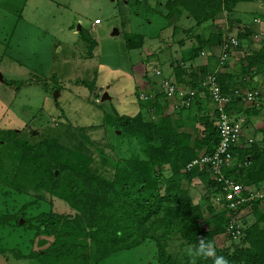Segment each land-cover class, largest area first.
<instances>
[{
  "label": "trees",
  "instance_id": "1",
  "mask_svg": "<svg viewBox=\"0 0 264 264\" xmlns=\"http://www.w3.org/2000/svg\"><path fill=\"white\" fill-rule=\"evenodd\" d=\"M249 1L264 6V0L162 2L166 21L190 20L184 31L188 40L198 29L194 43L181 50L180 60L173 67L177 85L193 89L194 96L188 106L179 103L170 113L166 110L169 100L158 90L144 100L136 96L139 109L133 114L105 116L104 120L120 131L118 136L134 138L138 147L136 155L114 162L110 177L88 170L85 153L67 159L73 151H61L54 156L45 140L29 143L8 130L0 135L1 152H8L11 168L0 174L1 203L6 204V198L11 202L10 209L0 208V232L21 238V257L41 264H103L121 254L137 252V264H213L215 255L196 257L189 253L204 238L213 243L216 254L225 256L229 264H264V211L258 209V202L250 207L253 220L244 222L243 235L232 239L224 233L229 213L213 200L218 188L210 180L206 167L186 168L199 155L211 154L219 137L215 112L212 110L214 114H210L205 101L207 98L211 101L210 96L201 86L209 73L192 62L203 49L211 55L218 51L219 56L221 41L230 37L233 24L238 23L229 19V14L239 3ZM155 5L159 6V2ZM223 12L228 19V28L224 25L227 32L218 28L209 31L210 24ZM260 19L264 23V7ZM244 26L246 32L235 34L239 42L250 33V26ZM78 33L82 35L83 29ZM177 43L182 45L184 38ZM90 44L91 48L95 42ZM142 44L141 34L125 37L129 49ZM239 64L244 74L264 69V34L260 48L243 55ZM215 73L221 91L231 94L237 81H231L230 76L220 71ZM41 82L27 78L14 87L44 85ZM88 86L92 97L97 99V89ZM241 104L238 97L231 96L225 112H238ZM238 143L232 147L235 161L248 163L226 169L224 175L244 187L264 185V146L256 142L246 146ZM3 166L0 160V170ZM194 180L206 188L197 202L188 190ZM17 196L21 197V203L14 208L12 201ZM52 198L67 208L56 211ZM235 214L236 211L231 213ZM147 251L151 253L148 262L143 259Z\"/></svg>",
  "mask_w": 264,
  "mask_h": 264
},
{
  "label": "rangeland",
  "instance_id": "2",
  "mask_svg": "<svg viewBox=\"0 0 264 264\" xmlns=\"http://www.w3.org/2000/svg\"><path fill=\"white\" fill-rule=\"evenodd\" d=\"M140 1L136 4L135 0H0V135L8 130L29 143L45 140L54 156L61 151H73L67 159L85 153L88 170L106 177L112 175L114 162L136 155L135 139L118 136L120 131L104 117L138 111L139 91L131 72L133 65L146 63L149 75H153L151 69L156 67L151 66L159 60L166 63L167 69L163 70L166 76L168 63L180 60L179 49L187 50L198 32L195 29L188 40L184 31L190 20L166 21L162 16L164 0ZM245 5L247 2L236 7ZM222 15L210 24L209 31L218 28L227 32L228 19ZM252 16L253 13L246 14L241 19L249 20ZM245 24L234 23L228 35L236 38L238 31L246 32ZM79 28L83 29L82 35ZM132 34L143 36L141 47H126L125 37ZM255 36L250 30L245 38L254 44ZM183 38L184 43L179 45L177 42ZM90 41L95 42L91 48ZM27 78L41 80L44 85L14 87ZM89 84L97 89V99L92 97ZM105 91L107 97L102 98ZM177 99L169 100L166 110L170 113ZM4 152L0 146V160L4 163L1 175L11 170L8 152ZM198 185L192 182L188 187L194 202L203 190ZM1 201L0 195V208L10 209L8 198L6 204ZM51 201L56 211L67 208L61 201L53 198ZM12 202L18 208L21 197ZM150 255L147 251L143 259L150 261ZM137 257V252L121 254L103 264H137ZM0 264L41 263L21 257V238L0 232Z\"/></svg>",
  "mask_w": 264,
  "mask_h": 264
},
{
  "label": "built area",
  "instance_id": "3",
  "mask_svg": "<svg viewBox=\"0 0 264 264\" xmlns=\"http://www.w3.org/2000/svg\"><path fill=\"white\" fill-rule=\"evenodd\" d=\"M226 15L223 12V16ZM239 42L236 38H223L220 44V54L218 56V63L221 66L230 56L234 49H237ZM200 55H204L201 51ZM216 71L209 73L203 81L201 86L206 88L211 102L213 104L212 114L215 115V126L218 131V142L214 151L211 154H201L197 158L191 160L186 168L198 165L204 166L211 181L217 184L218 191L212 196L213 200L222 204L223 209L229 213L228 220L225 225V235L232 239H238L243 235L244 223L238 220L237 213L242 209L250 208L251 205L257 201L258 208L264 211V185L251 187L243 186L240 182L232 179L230 176L224 175V170L230 169L233 166L240 167L247 165L248 162H236L232 152V147L239 142L241 136V118H232L229 113L225 112V106L230 102L231 96L238 97L240 101L248 102L259 107L261 104V97L255 89H242L239 86L232 88L231 94H225L221 91L219 82L217 80ZM155 76H160L161 71L156 67L153 69ZM159 90L163 91L165 98L177 99V104L189 105L191 98L194 96V90L190 88H182L178 86L174 79L161 77L158 82ZM141 100L147 99L145 93H138ZM252 140L247 139L250 143ZM203 193L206 188H203ZM235 215H231L235 212Z\"/></svg>",
  "mask_w": 264,
  "mask_h": 264
},
{
  "label": "crops",
  "instance_id": "4",
  "mask_svg": "<svg viewBox=\"0 0 264 264\" xmlns=\"http://www.w3.org/2000/svg\"><path fill=\"white\" fill-rule=\"evenodd\" d=\"M136 1V0H135ZM242 3V2H241ZM263 4L260 2H247V5L240 8H235L233 13H230L231 19L237 20L238 22H244L250 26V30L253 35H256V41L257 43H252V41H249L247 38L241 40L242 43L239 44V47L236 52H233L234 54L230 55L228 57V60L223 63V67L218 63V51L212 54H208L205 51L204 55H199L195 58V60L192 62L195 67H203L205 68L207 73H211L213 71H220L222 74H226V76H230L231 81L235 80L237 81L236 86H239L242 89H258L260 90V97H261V104L259 107H255L251 103L243 102L241 101V108L238 112H230L229 115L232 118H241V136L238 145H248L247 139L250 138L251 142H256L259 145L264 146V69H262L259 72L250 71L246 74L242 73L240 70V64L239 59L245 54H248L252 51H257L261 46V37L264 34V23L260 19V14L263 9ZM253 16L251 19L242 20L241 16H245L246 14H252ZM233 15V16H232ZM221 19L219 17L217 20ZM257 19L258 22H254V20ZM80 29V28H79ZM260 34V36H259ZM252 39L253 37L250 36ZM249 37V38H250ZM253 44V46H252ZM182 49H179L178 57H180ZM237 53V54H236ZM241 56V57H240ZM240 57V58H239ZM148 59V58H147ZM145 59V60H147ZM166 63L160 62L159 60H156L155 65L152 64V67H157L159 70H161V75L159 77L153 75H149L146 63L140 62L138 65H133L131 67V72L133 73V76L135 78L134 84L135 87L138 89L139 93H145L148 96L154 95L155 91L159 90L158 82L161 77L164 78H171L174 79V72L173 67L175 63H168L170 65L169 70L167 71V75L165 76L163 74V70L167 67L165 66ZM163 66V68L161 67ZM153 71V68L151 69V72ZM137 91V92H138ZM105 95L107 97V92L102 93V97L104 98ZM207 102V108L209 109L210 114H212L213 110V104L209 100V98L205 99ZM252 106L253 109L250 108ZM245 108H247L245 110ZM173 110V109H172ZM169 112V109H167ZM250 142V143H251ZM235 155V154H234ZM235 157V156H234ZM194 182L199 183V187L202 190L204 186L201 182L198 180H194ZM251 187H257L260 186L259 183L255 185H250ZM202 190V194H203ZM201 194V195H202ZM261 212L262 210L260 207L258 208ZM237 218L241 222L250 223L253 220L251 208H244L239 213H237Z\"/></svg>",
  "mask_w": 264,
  "mask_h": 264
},
{
  "label": "clouds",
  "instance_id": "5",
  "mask_svg": "<svg viewBox=\"0 0 264 264\" xmlns=\"http://www.w3.org/2000/svg\"><path fill=\"white\" fill-rule=\"evenodd\" d=\"M190 255L196 257L203 255H215L216 258L213 264H229V261L223 255H217L214 245L211 241H207L204 238L199 239L198 243H195L193 248L189 249Z\"/></svg>",
  "mask_w": 264,
  "mask_h": 264
},
{
  "label": "water",
  "instance_id": "6",
  "mask_svg": "<svg viewBox=\"0 0 264 264\" xmlns=\"http://www.w3.org/2000/svg\"><path fill=\"white\" fill-rule=\"evenodd\" d=\"M55 94H56V92H55ZM104 97H105V95H103ZM103 98V97H102ZM19 223H22V219H19Z\"/></svg>",
  "mask_w": 264,
  "mask_h": 264
}]
</instances>
